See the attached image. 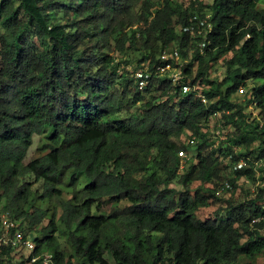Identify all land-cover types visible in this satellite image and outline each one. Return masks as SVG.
I'll return each instance as SVG.
<instances>
[{
    "label": "trees",
    "instance_id": "1",
    "mask_svg": "<svg viewBox=\"0 0 264 264\" xmlns=\"http://www.w3.org/2000/svg\"><path fill=\"white\" fill-rule=\"evenodd\" d=\"M259 3L0 0V212L33 232V254L47 251L56 264L264 257V187L239 202L223 196L239 177L264 180V119L245 110L264 114ZM205 12V34L183 30ZM168 46L187 59L183 78L200 87L206 105L156 74L136 89L123 66L153 61ZM238 87L240 99L232 98ZM213 109L222 110L220 139L207 126ZM182 135L197 140L184 144ZM34 136L41 153L24 161ZM179 150L190 158L181 168ZM220 201L211 216H197ZM58 238L71 249L66 256ZM10 253L1 248L0 264Z\"/></svg>",
    "mask_w": 264,
    "mask_h": 264
},
{
    "label": "built area",
    "instance_id": "2",
    "mask_svg": "<svg viewBox=\"0 0 264 264\" xmlns=\"http://www.w3.org/2000/svg\"><path fill=\"white\" fill-rule=\"evenodd\" d=\"M192 1H203V0H192ZM208 14H205L204 17H200L195 14L189 19V24L183 27V30H189V32H194V34H204L205 29L209 28V22L207 21ZM194 19V20H192ZM194 22V23H193ZM205 41H200L197 43L198 52H202V47L204 46ZM187 59H181L178 49L176 46H168L167 48L162 49L153 61L145 59L133 64H125L123 66L126 70L132 81L135 83L137 90H141L150 80L151 76L159 75L160 77L166 78L172 86L178 88L180 94H185L189 91H192L194 97L203 105H206L209 102V99L205 94L200 90V87L196 84H190L185 78H183L182 67L186 63ZM242 88L238 87V95H241ZM222 112L213 109L210 111L209 119L207 126L209 125L210 120L213 122V125L210 128L211 136L213 138L220 139L221 134V121L219 120V115ZM185 137V138H184ZM216 139V140H217ZM196 137L193 135L183 136L182 142L184 144H192L196 141ZM179 156V167L183 165L184 161L188 159V154L186 151L179 150L177 152ZM244 164V161L240 159L237 162L236 166H241ZM224 188H230V185L225 182ZM257 218L252 219L255 221ZM1 226L2 232L0 234V245H8L13 250L22 249L30 253L34 248V243L30 238L24 235L16 226V223L13 219L7 217L6 212L1 214ZM25 264H56L52 260V254L49 252H40L37 254L26 255Z\"/></svg>",
    "mask_w": 264,
    "mask_h": 264
},
{
    "label": "rangeland",
    "instance_id": "3",
    "mask_svg": "<svg viewBox=\"0 0 264 264\" xmlns=\"http://www.w3.org/2000/svg\"><path fill=\"white\" fill-rule=\"evenodd\" d=\"M173 1L183 2V3H187L188 2V0H173ZM200 4H201V1H198L197 5L199 6ZM259 6H264V3H262V4L259 3L258 7ZM113 54L115 55L116 52H114ZM229 56H230V52L227 53L226 57H229ZM220 65H221V60L220 59H218L217 61L216 60L211 61L210 62V67H209L208 72H207V76H209V78H211V79L214 78V76L217 74V72L222 69ZM246 82H248V86L254 84V82L252 84L251 80H249V79L246 80ZM238 96H239L238 92H233L232 93V98H238ZM240 97L241 96H239L238 99H240ZM245 110H246V112H250L249 113L250 117H256V119L259 120V121H262L264 119V114L260 115V114L257 113L259 111V108H254L252 105H250V106L246 107ZM212 125H213V122L210 120L208 128L210 129ZM180 138L182 140L183 139V135ZM41 142H42V140H41L40 136H34L33 137L32 144L30 145V147L27 150V153H26V156L24 158V161H27L30 157L38 155V154L41 153L38 150L39 145L41 144ZM227 171H228L227 169H224L223 172H222V175H226ZM42 184L43 183H41L40 185H42ZM197 184H198V181H193L191 183L190 187L192 188V187L196 186ZM204 185L207 186L209 184L205 183ZM235 185H236V187L234 189H231V191L229 189V191L223 193V196L226 197L229 194H232L233 201L239 202V201H242L244 199L245 195H247V194H250V195L255 194L257 192V186L264 187V180H259L258 177H256L254 183H252L250 180H247L244 177H239L235 181ZM169 186H172L173 188L178 189V190L180 189V185L175 183V182H171L169 184ZM246 191L248 192L247 194H246ZM121 205H123V204H120V206ZM217 205H220V207L222 208L224 206V202H221V201L220 202H214V203L208 205L207 207L199 208L198 212H197V216L199 218H204L206 216H211L212 210ZM104 206H105V208H108V205H104ZM44 224H45V221H42L41 225H44ZM32 234H33V232L29 233L30 236H32ZM58 242H59L60 249L63 250L64 256H66L67 254H69L71 252V249L67 246V244L65 243V241L62 238H58ZM19 254L20 253H18V252L13 253L12 255L9 254V255H7V258H5L4 260H9L8 264H25L23 257L21 255H19ZM22 260H23V262H22ZM71 261H72V264H77L78 263L74 258H72ZM234 264H264V257L257 256V257H255L252 260H248V259H245V258L242 257V258L238 259Z\"/></svg>",
    "mask_w": 264,
    "mask_h": 264
},
{
    "label": "clouds",
    "instance_id": "4",
    "mask_svg": "<svg viewBox=\"0 0 264 264\" xmlns=\"http://www.w3.org/2000/svg\"><path fill=\"white\" fill-rule=\"evenodd\" d=\"M189 1H191V2H194L196 5H197V2L198 1H192V0H188V2ZM201 2H203V1H201ZM205 14H208V12H205L204 13V15ZM203 15V16H204ZM210 25V24H209ZM205 34V33H204ZM146 59H149V58H146ZM142 60H145V59H142ZM142 60H139V61H142ZM150 60V59H149ZM138 61V62H139ZM151 61V60H150ZM135 63H137V62H135ZM130 64H133V63H130ZM3 212H6V211H3ZM3 212H0V221H1V214L3 213ZM6 215H7V212H6ZM10 219H13L14 221H15V223H16V226H17V220L15 219V218H12V217H9ZM18 228V227H17ZM19 229V228H18ZM0 230H1V232H2V226H1V223H0ZM20 230V229H19ZM24 235H26V236H28L29 238H30V240H32V238H31V236L29 235V233H24L22 230H20ZM1 232H0V234H1ZM33 242V241H32ZM34 243V242H33ZM34 246H35V244H34ZM2 247H8V245H0V252H1V248ZM10 247V246H9ZM10 249H11V255L13 254V253H15V252H24L26 255H31V254H33V250L30 252V253H28V251H25V250H22V249H17V250H13L11 247H10ZM34 249V248H33Z\"/></svg>",
    "mask_w": 264,
    "mask_h": 264
}]
</instances>
